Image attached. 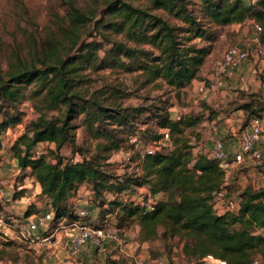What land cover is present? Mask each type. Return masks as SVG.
Returning <instances> with one entry per match:
<instances>
[{"label": "trees", "instance_id": "1", "mask_svg": "<svg viewBox=\"0 0 264 264\" xmlns=\"http://www.w3.org/2000/svg\"><path fill=\"white\" fill-rule=\"evenodd\" d=\"M86 10L69 6L56 34L40 46L27 45L26 54L11 52L5 69L0 67V137L21 123L20 105L28 100L39 116L31 120L10 148L22 173L30 169L46 199L53 221L66 225L77 219L70 199L77 190L91 184L87 195L104 217L114 215L122 238L133 227L138 240L165 244L177 238L183 242L184 257L201 260L207 256L225 264L264 262V187L247 186L237 194L226 184L225 171L207 155L196 153L200 134L187 135L208 117L209 105L201 116L185 114L178 120L166 109L155 113V126L161 132L137 133L134 114L142 108L111 109L105 100L87 95V73L101 70L136 74L141 86H163L179 91L189 87L209 50L203 41L212 32L208 27H224L252 20L261 27L258 39L264 47V0H92ZM104 40L118 37L103 55V40L83 39L88 24ZM109 41V40H108ZM206 83V82H205ZM208 84V83H206ZM113 94L120 93L118 90ZM204 109V108H203ZM247 117L264 114V97L249 95L241 105ZM212 110V109H211ZM50 113L57 116L49 117ZM96 141L98 156L63 163L58 152L66 145L75 149L74 120ZM210 119V118H209ZM120 129V130H119ZM123 129V130H122ZM126 138H119L120 131ZM167 131L171 146L148 155L150 144ZM136 138V142H131ZM123 142L133 150L134 171L114 177L99 166L110 153L119 152ZM40 143L53 144L56 164L44 156L32 158ZM147 187V198L163 195L154 206L133 202L132 192ZM237 201L232 212L217 214L214 195L221 189ZM107 195V196H106ZM120 195H126L124 201ZM0 242V261L7 252Z\"/></svg>", "mask_w": 264, "mask_h": 264}, {"label": "rangeland", "instance_id": "2", "mask_svg": "<svg viewBox=\"0 0 264 264\" xmlns=\"http://www.w3.org/2000/svg\"><path fill=\"white\" fill-rule=\"evenodd\" d=\"M92 3V0H0V67L2 69L6 68L9 61V54L11 52H17L24 55L26 54L28 44L31 46L36 45L38 47L41 44L46 43L50 36L56 34L58 26L62 24L61 19H63L68 12L69 6L73 5L86 10L88 7L92 6ZM208 29L212 33L208 35L206 39H203V41L194 40L200 47H206L209 50L200 67L197 76L198 78L194 81L205 80L206 83H209V80L206 79V76H208L209 73H213L217 80L227 81L226 77H221L219 74L214 73L213 65L214 62L221 57L224 50L237 41L238 34H236L235 31H230L229 26L217 28L208 27ZM241 31L242 28H239L238 33ZM247 32H249V34L252 33L250 30ZM255 35H257L258 38V33L255 32ZM82 38L87 41L93 39L97 41L103 40L94 29L93 23L86 26ZM117 39V36L112 35L108 38L109 41L103 40V50L99 55H103L104 52L110 49L111 42ZM248 66V68L251 69V72H249V75H246L248 76L247 79H245V74H243V79V75L238 73L237 81L232 79V81L227 84L223 97H220L222 90L216 82V91L208 93L212 96L211 98L214 97V94L216 95L214 101L209 103L212 110L209 109L207 111L206 114H208V117H205L203 114L206 110L203 103L204 100H202L203 95L205 94L198 93L197 90L200 83L194 86V81L189 87L179 91V95H177L176 91L170 89L166 85L141 86V81L137 80L136 74H126L119 70H101L89 74L87 73L90 83L86 85V90L88 96L98 98L100 101L105 100V105L111 109L121 108V111H130L141 107L142 112L140 114H134L135 117L132 122L135 131L138 134L146 129L151 130L152 132H161V130H158L155 126V113L163 108L166 109L167 113L172 118H175L176 115L183 116L190 113L198 116L203 114L202 120H207L210 129L212 127H218V125L226 129L225 122L227 119L229 122H231V120L237 122L239 128H241L253 117L261 120L264 117V114L260 117L253 115L247 117L242 110L237 109L244 103L248 102L249 95L251 94H259L264 97V90H261L260 88L255 90L253 86L257 81L264 82V76L258 74L256 66L252 62L249 63ZM243 84H245L246 87L243 86ZM248 87L253 88V91L244 89ZM115 90H118L120 93L113 94L112 92ZM20 109L22 112L21 122H24V128L20 132L22 134L26 125L31 120L36 119L39 114L35 112L32 104L28 100L23 101L20 105ZM29 109H31V112H29ZM51 116H57V113H50L49 117ZM211 122H213L212 125ZM73 124L78 126V119L74 120ZM9 129H15L14 132L19 133V128H16L15 126ZM198 129H200L199 126L194 130H188L187 135L190 138H193ZM122 130L120 131L119 138L124 139L126 138V134L123 133ZM72 133L74 135L75 149H72L68 145L64 146L58 152L59 156L62 158V162L68 163L79 162L82 159H95L98 156V151L95 148L96 141L85 133L82 126L75 127ZM5 138V136L0 137V142L5 141ZM226 138H228V135ZM128 144L127 142H123L122 149L119 152L110 153L109 159L106 162L98 160L99 166L103 170L108 171V173L114 177L118 178L124 173L133 172L135 170V164L130 163L129 160L130 158L136 159V157L132 153L133 150L128 147ZM36 150L40 152V154H43L41 156H44L47 161L56 164L57 159L51 154V152H55V146L53 144L40 143ZM261 150V158L259 160H247L232 169L228 168L226 170V184L231 185L230 190L234 194H237L247 186L254 190L264 187V147ZM82 187H84L85 191L92 186L91 184H87ZM137 189H139L138 192L135 189V192H132L130 199L135 203L139 202L141 204H147L149 193L147 187H138ZM119 198L126 201L129 197L126 195H120ZM33 199L37 201L36 196ZM149 199H151V197ZM157 199L160 200L162 197L158 196ZM79 200L88 201L86 207L91 205L88 195L80 197ZM71 206L74 207L76 205L75 203H71ZM0 216L5 223H8V215L2 209L1 204ZM110 217L111 216L104 217L98 213L95 219L86 218V222H88L93 228H98L105 221H107V223L115 224V217L112 221ZM134 229L135 227L131 230ZM0 242L7 244V254L4 260L0 261V264H44L42 258L54 254L53 248L49 246L29 248V246L24 243L21 236L18 239L6 241V237L0 235ZM182 245L183 242L177 238L172 239L166 244L161 240H156L151 244V258L162 259L166 261L167 264L214 263L213 259L215 258L213 257L212 259H208L207 256L205 260L184 257L181 253ZM262 252L264 254V247ZM75 263L78 264L79 261L77 260ZM258 264H264V262H261L259 258Z\"/></svg>", "mask_w": 264, "mask_h": 264}, {"label": "crops", "instance_id": "3", "mask_svg": "<svg viewBox=\"0 0 264 264\" xmlns=\"http://www.w3.org/2000/svg\"><path fill=\"white\" fill-rule=\"evenodd\" d=\"M252 21H246L241 24L230 25V31H235L237 36V41L235 43L239 44L245 51H253L256 47L257 35H255L254 27ZM242 28V31L238 33V29ZM250 30L252 33L247 32ZM254 34V35H253ZM245 39V40H244ZM253 63L256 66L259 75L264 76V59L259 57L251 58L243 62L238 68L228 72L225 79L227 81L217 80L213 73H209L206 79L210 82H217L219 88L222 90L220 97H223L224 90L230 81H237L238 73L241 75H249L251 69L248 68L249 63ZM246 76L245 79H247ZM242 79V78H241ZM244 79V75H243ZM205 82L194 81L193 85ZM196 83V84H195ZM237 83V82H236ZM242 86V85H241ZM245 86V84H243ZM251 86V85H250ZM254 89L264 90V82L257 81L253 84ZM246 87V86H245ZM242 89V88H240ZM253 91V88H244ZM214 94V93H213ZM212 94V95H213ZM208 93L203 95V102L207 105L214 101V97ZM239 113V112H236ZM262 121V129L264 131V117ZM213 122H211V125ZM226 129L218 125V138L224 141L225 150L230 158H233L235 154L239 152V144L237 139L234 137V132L239 129L238 123L228 119L225 122ZM198 132L200 134V140L196 143V153H202L208 155L212 149V142L210 138V126L207 120L203 121L199 125ZM14 130L7 129L4 136L5 142L0 145V179L4 180L6 184H13V189H9V186L4 189L5 199L0 196V204L2 209L6 212L8 223H6V228L0 229V235L6 237L7 240H15L20 237L21 229L25 226L28 220H34L37 217H41L44 214L50 212V208L47 205L46 199L41 195V189L38 183L33 177L29 175L30 169H26L24 173L18 168L16 160L12 157L10 148L15 142V135L12 133ZM228 135V138L226 136ZM205 138V139H204ZM6 146V147H3ZM264 147V138L256 144L255 150L262 152L261 149ZM142 188V187H140ZM139 189L136 188L138 192ZM135 192V190L133 191ZM87 195V191H84V187H80L75 196L70 199L71 203H75L77 209L86 208L90 211L88 218L95 219L98 213L100 214L101 209L94 205H89L88 201L79 200L80 197ZM149 195V194H148ZM37 197V201L34 197ZM164 199L163 195H159ZM158 197V196H157ZM40 201V202H39ZM111 216V221L114 215H107L105 217ZM65 220L60 219L57 222L50 221L45 227L39 228L37 234L41 237H49L50 241L46 244V247H52L53 253L46 258H42L44 264H147L151 258V244L147 242H140L138 240L139 229L135 227L134 230L126 231L122 236V243L118 245L111 240H106L102 249H97L94 245H87L83 251L78 255L72 254V245L70 238L67 235V230L64 228ZM25 243V242H24ZM27 244V243H25ZM28 245V244H27ZM29 248H38L40 245H28ZM74 261V263H73Z\"/></svg>", "mask_w": 264, "mask_h": 264}, {"label": "built area", "instance_id": "4", "mask_svg": "<svg viewBox=\"0 0 264 264\" xmlns=\"http://www.w3.org/2000/svg\"><path fill=\"white\" fill-rule=\"evenodd\" d=\"M254 31L256 33L261 32V27L257 24H253ZM257 47L251 51H245L242 47L233 43L229 45L221 57L218 58L213 65L214 73L219 74L221 77L228 74V72L238 68L243 62L254 58L259 57L264 59V47L260 43L259 39H256ZM217 84L216 82H210L206 84L202 82L199 84L198 93L206 94L216 91ZM31 112V109H29ZM180 116L176 115L175 119L178 120ZM19 128V133L12 132L15 137L21 135V130L24 128V122L15 126ZM15 130V129H14ZM234 137L237 139L239 144V152L230 158L228 153L225 150L224 141L218 138V127H212L210 129V138L212 142V149L208 153L207 157L213 159L219 163V166L223 171L226 172L228 168L232 169L241 163L246 162L247 160H259L261 158V153L255 150V146L264 138V131L262 129V121L259 118H251L245 125L239 128L234 132ZM131 141L136 142V138H132ZM5 142V141H2ZM0 142V145L3 143ZM170 138L168 132L162 131L161 139L153 144H150L146 147L145 151L148 155L154 154L155 152L166 150L170 148ZM43 154H40L36 149L32 152V158H38ZM9 186V189H13L14 185H8L2 179H0V196L2 199H5L4 189ZM6 200V199H5ZM157 198H151L147 201L150 206H154L157 203ZM237 207V201L234 198H230L227 195V190L223 187L215 195L213 199V209L217 214H222L224 212H232ZM75 210L77 219L68 223L66 227L67 235L70 238L72 245V254L78 255L83 249L91 244L94 245L97 249H102L106 240H111L112 242L121 245L122 238L119 236L118 231L114 223H107L105 221L98 228L91 227L86 218L89 217L90 211L86 208L77 209L76 206L73 207ZM50 221H53L52 214H44L41 217H37L34 220H28L25 223V226L21 229L20 236L22 240L28 245H40L46 246L49 243V237H41L37 234L39 228L45 227L46 224ZM66 222V221H65ZM6 223L0 216V229L6 228ZM264 235V233H263ZM208 259H212L211 256H208ZM205 260V258L203 259ZM213 264H225L221 260L213 259ZM147 264H167L166 261L162 259H150ZM254 264H258V259L255 260Z\"/></svg>", "mask_w": 264, "mask_h": 264}]
</instances>
